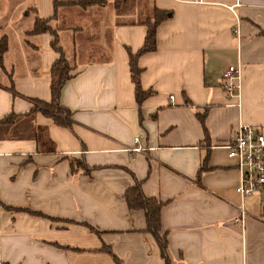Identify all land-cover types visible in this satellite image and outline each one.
Returning a JSON list of instances; mask_svg holds the SVG:
<instances>
[{"label": "crops", "instance_id": "crops-1", "mask_svg": "<svg viewBox=\"0 0 264 264\" xmlns=\"http://www.w3.org/2000/svg\"><path fill=\"white\" fill-rule=\"evenodd\" d=\"M6 1L0 118L15 117L0 124V264H264L259 197L243 198L238 221V172L222 146L239 124L264 133V0ZM152 9L164 18L136 57L150 91L137 103L128 54ZM36 18L50 31L28 33ZM54 38L69 66V128L31 112V99L50 100ZM227 66L236 94L222 88ZM135 181L161 203L166 260L124 201Z\"/></svg>", "mask_w": 264, "mask_h": 264}, {"label": "trees", "instance_id": "trees-1", "mask_svg": "<svg viewBox=\"0 0 264 264\" xmlns=\"http://www.w3.org/2000/svg\"><path fill=\"white\" fill-rule=\"evenodd\" d=\"M115 8H117V4H115ZM163 18V12L157 9H152L150 11L149 16H146L142 20V24H144L146 27V32L141 47L135 53L128 54L129 74L134 86V97L137 103H140L144 97L150 94V91H144L140 87L138 78L140 70L136 66V57L143 52L151 51L154 49L155 28ZM48 21L49 18H36L33 22L32 28L28 31V33L38 34L40 32L50 31ZM51 46L58 53V57L53 61L50 67V100L49 102H44L36 99H31V112L38 111L42 115L51 118L55 124L69 128L71 124L70 112L66 108H63L59 105L60 89L64 81L69 77V66L60 47L56 45V38L52 40ZM6 47L7 44L5 37L0 36V68H2V55L6 51ZM8 89L13 92L11 84L8 86ZM14 117L15 116L13 114H9L3 118H0V124H9ZM198 117L200 119V122L202 123L203 115H200ZM123 198L128 208L141 210L143 212L146 231L152 235L158 245L160 256L164 258V260H166V240L163 235H159V208L161 203L156 201L154 198L146 197L141 191L139 181H135L133 185H131L124 191ZM103 249L110 253L107 247H104Z\"/></svg>", "mask_w": 264, "mask_h": 264}, {"label": "built area", "instance_id": "built-area-1", "mask_svg": "<svg viewBox=\"0 0 264 264\" xmlns=\"http://www.w3.org/2000/svg\"><path fill=\"white\" fill-rule=\"evenodd\" d=\"M238 78L237 67L227 66L221 72L222 88L227 94L237 93ZM222 146L226 150V157L234 160L238 172L234 187L241 202L238 205V221L241 222L245 215L242 200L250 195H258L259 210L264 214V133L253 126L239 124L232 138ZM138 149L133 148L135 151Z\"/></svg>", "mask_w": 264, "mask_h": 264}, {"label": "rangeland", "instance_id": "rangeland-1", "mask_svg": "<svg viewBox=\"0 0 264 264\" xmlns=\"http://www.w3.org/2000/svg\"><path fill=\"white\" fill-rule=\"evenodd\" d=\"M9 1H10V2H13L14 0H7V1L5 2V4H4V5H5V6H8V5L10 4V2H9ZM1 2H2V1H1ZM1 7H2V6H1ZM1 7H0V8H1ZM5 11H6V10H5ZM23 13H24V12H23Z\"/></svg>", "mask_w": 264, "mask_h": 264}]
</instances>
